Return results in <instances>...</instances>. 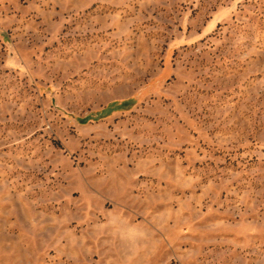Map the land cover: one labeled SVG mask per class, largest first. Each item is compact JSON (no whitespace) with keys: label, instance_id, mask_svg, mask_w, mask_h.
Instances as JSON below:
<instances>
[{"label":"rangeland","instance_id":"obj_1","mask_svg":"<svg viewBox=\"0 0 264 264\" xmlns=\"http://www.w3.org/2000/svg\"><path fill=\"white\" fill-rule=\"evenodd\" d=\"M0 264H264V0H0Z\"/></svg>","mask_w":264,"mask_h":264}]
</instances>
